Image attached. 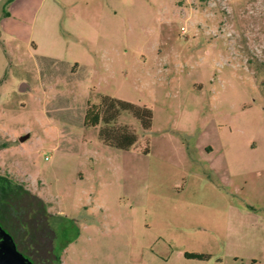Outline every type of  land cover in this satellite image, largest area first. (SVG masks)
<instances>
[{"label":"rangeland","instance_id":"1","mask_svg":"<svg viewBox=\"0 0 264 264\" xmlns=\"http://www.w3.org/2000/svg\"><path fill=\"white\" fill-rule=\"evenodd\" d=\"M49 1L0 23V174L52 264H264V0ZM104 96L151 111L139 146L83 124Z\"/></svg>","mask_w":264,"mask_h":264},{"label":"trees","instance_id":"2","mask_svg":"<svg viewBox=\"0 0 264 264\" xmlns=\"http://www.w3.org/2000/svg\"><path fill=\"white\" fill-rule=\"evenodd\" d=\"M87 104L83 124L93 128L101 125L97 136L106 146L124 151L139 146L144 139L143 134L150 128L152 113L146 107L105 96L101 97L99 104ZM122 114L138 123L137 130L118 124ZM144 143L142 152L147 154L148 140ZM47 217L43 201L8 176L0 174V223L10 231L18 248L35 264H52L49 243L39 242ZM37 232L42 235L36 238ZM189 256L199 260L210 257L202 253H189Z\"/></svg>","mask_w":264,"mask_h":264},{"label":"crops","instance_id":"3","mask_svg":"<svg viewBox=\"0 0 264 264\" xmlns=\"http://www.w3.org/2000/svg\"><path fill=\"white\" fill-rule=\"evenodd\" d=\"M32 4L34 6L31 8ZM51 5L54 6L49 0H0V23L5 31L8 32L9 30L8 33H10L12 37H16L19 34L20 26H17L13 22L19 23L20 20L23 19V15H28L30 27L31 30H33L35 29V23L42 9L46 11L47 17L49 11H53ZM19 24H21V22ZM51 24L53 27V17ZM30 43L34 48H37L36 42L32 40V38L30 39Z\"/></svg>","mask_w":264,"mask_h":264},{"label":"water","instance_id":"4","mask_svg":"<svg viewBox=\"0 0 264 264\" xmlns=\"http://www.w3.org/2000/svg\"><path fill=\"white\" fill-rule=\"evenodd\" d=\"M29 137L30 133L22 134L18 137V141L23 143L27 141ZM1 235V238L6 243H3L4 245H2V243L0 244V264H33L16 250L9 236L5 235L3 232H1Z\"/></svg>","mask_w":264,"mask_h":264},{"label":"flooded vegetation","instance_id":"5","mask_svg":"<svg viewBox=\"0 0 264 264\" xmlns=\"http://www.w3.org/2000/svg\"><path fill=\"white\" fill-rule=\"evenodd\" d=\"M199 1H201V0H199ZM46 211H47V206H46ZM47 213H48V211H47ZM50 216H51V215L48 213L47 221L50 220V218H51ZM0 231L3 232L5 235L9 236V238L11 239L12 243L14 244L16 250H17L21 255L25 256L27 259H29V260L31 261V259L29 258V256L25 255V254L21 251V249L18 248V246H17V244H16V241H15L14 237L12 236V234L10 233V231H9L6 227H4V225H2L1 223H0ZM1 232H0V244L2 243V245H4L3 243H6V242L3 241V239L1 238V237H2ZM207 255H208V254H207ZM209 256H210V255H209ZM183 257H184L185 259H187V260H193V259H194V258H192V257L189 256V252H184V253H183ZM209 258H210V257H209ZM209 258L200 259V260H208ZM196 260H199V259H196ZM31 262H32V261H31ZM32 263H33V262H32ZM33 264H35V263H33Z\"/></svg>","mask_w":264,"mask_h":264}]
</instances>
